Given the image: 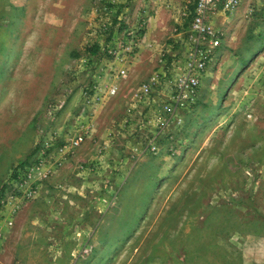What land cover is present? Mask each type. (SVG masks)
<instances>
[{
	"label": "rangeland",
	"instance_id": "rangeland-1",
	"mask_svg": "<svg viewBox=\"0 0 264 264\" xmlns=\"http://www.w3.org/2000/svg\"><path fill=\"white\" fill-rule=\"evenodd\" d=\"M181 4L143 68L169 0H0V220L53 201L15 264H264V0L213 16L193 94Z\"/></svg>",
	"mask_w": 264,
	"mask_h": 264
},
{
	"label": "crops",
	"instance_id": "crops-1",
	"mask_svg": "<svg viewBox=\"0 0 264 264\" xmlns=\"http://www.w3.org/2000/svg\"><path fill=\"white\" fill-rule=\"evenodd\" d=\"M169 1L171 4L170 6H172V8L170 6L169 8L165 7L164 10L160 8L157 10L156 6H154L153 9L151 8V10H154V9L156 10L157 16L151 17L149 19V26H148L147 32L145 34V39H144L145 44L142 46L140 60L138 61L140 63V66L143 68H146V67L150 68L151 66L149 65V63L154 64L157 61V55L155 52H157L156 50L160 48V46L165 42L164 40H166V37L169 35L168 25H167L168 23L166 21L165 16L168 15L169 13L175 12L173 10L174 7L181 8L182 6L181 3L184 0L182 1L181 0H169ZM171 18L177 21L176 15L171 16ZM174 37L177 38L179 37V35L174 36ZM138 62L135 64V66L139 65ZM87 146H89L88 142L85 144V146L82 149L78 151L75 158H73V161L83 160L85 158L84 152L86 151ZM68 166H65L64 168H62L58 172L59 174L55 176V179L60 176H63ZM41 194L43 193L40 192V195H36L35 199L31 203H28L25 207H23V209H21L19 215L16 216L12 229L8 228L7 221H5V219L0 220V241L3 242L2 249H1L2 253H0L1 255L0 264H15L14 262L16 260L18 251L23 245L24 239L22 240V238L23 237L25 238V236L28 235L27 234V229H28L27 224L29 220L34 219L36 221V219H38L37 216L40 215L36 212L35 206L39 203H44L45 201L46 202L51 201V200L48 201L51 198L49 195L47 194L41 195ZM12 203L14 204H10L12 205L10 207L1 208L0 217L5 215V213L11 214V212L15 211V208H19L20 210L21 206L18 204V202L17 203L12 202ZM31 250H33V247H31Z\"/></svg>",
	"mask_w": 264,
	"mask_h": 264
},
{
	"label": "built area",
	"instance_id": "built-area-1",
	"mask_svg": "<svg viewBox=\"0 0 264 264\" xmlns=\"http://www.w3.org/2000/svg\"><path fill=\"white\" fill-rule=\"evenodd\" d=\"M243 0H189L192 10L185 15L191 17V37L195 45L191 54V64L187 75L179 83L182 90H190L193 94L198 88L201 73L207 66L211 53L220 46L219 31H217L211 19L219 13H230L236 10ZM122 74H125L122 72ZM115 90L111 91L114 94ZM83 141L78 137L73 145L78 146Z\"/></svg>",
	"mask_w": 264,
	"mask_h": 264
},
{
	"label": "trees",
	"instance_id": "trees-1",
	"mask_svg": "<svg viewBox=\"0 0 264 264\" xmlns=\"http://www.w3.org/2000/svg\"><path fill=\"white\" fill-rule=\"evenodd\" d=\"M98 48L97 47H91L89 50H88V52H89V54H97L98 53Z\"/></svg>",
	"mask_w": 264,
	"mask_h": 264
}]
</instances>
